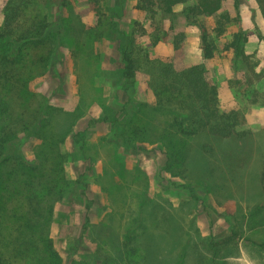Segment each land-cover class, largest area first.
<instances>
[{"label": "rangeland", "instance_id": "rangeland-1", "mask_svg": "<svg viewBox=\"0 0 264 264\" xmlns=\"http://www.w3.org/2000/svg\"><path fill=\"white\" fill-rule=\"evenodd\" d=\"M7 1L0 0V25ZM93 1L46 8L63 34L45 69L31 79L30 95L35 105L46 99L73 115L61 144L69 185L61 197L43 201L35 258L14 264H264V15L257 0H224L220 12L237 22L217 42L213 59L203 57L198 28L182 15L156 30L136 0H97L99 14ZM110 17L137 38L142 67L128 88L117 84L123 63L106 36ZM201 20L214 28L213 18ZM240 30L247 57L235 63L223 46ZM155 38L161 40L154 44ZM156 59L178 69L202 64L218 88L220 110L244 114L239 129L245 138L176 130L169 138L164 127L172 118L154 110L157 99L144 71ZM127 138L132 144L122 143ZM40 143L37 137L24 142L28 161L36 160ZM9 201L26 211L25 194ZM3 206L4 246L12 249L15 239V251L7 253L20 255L19 221Z\"/></svg>", "mask_w": 264, "mask_h": 264}, {"label": "trees", "instance_id": "trees-1", "mask_svg": "<svg viewBox=\"0 0 264 264\" xmlns=\"http://www.w3.org/2000/svg\"><path fill=\"white\" fill-rule=\"evenodd\" d=\"M66 1L8 0L4 8L0 25V264L35 258L39 250L35 235L43 227L40 220L44 214L43 201L49 195L61 197L69 185L64 174L66 158L61 144L72 130L73 115L51 106L46 99L33 104L29 87L35 72L45 69L63 34V26L50 21L46 8ZM191 1L193 5L185 6L182 12L175 11L177 6ZM257 2L264 15V0ZM223 3L224 0H136L135 8L148 14L156 30L162 28L164 20L173 21L184 16L199 30L203 57L213 59L218 51L217 42L226 36L229 26L237 22L229 14L220 12ZM92 7L99 14V1H93ZM115 16L123 18V14ZM201 18H213L214 28L210 30ZM109 21L111 26L106 36L117 43L123 63L118 71L117 84L128 88L134 84L136 73L142 67L137 38L119 29L114 17H110ZM162 36L165 39L167 35ZM160 40L155 38L154 44ZM247 40L240 30L224 43L223 50L233 54L235 63L239 59L245 60L244 45ZM40 50L46 52L41 54ZM144 71L157 99V109L154 110L172 118L171 124L164 127L169 138L177 134L176 131L185 136L210 134L224 139H243L247 135L245 130L239 129L245 121L244 114L237 110H220L218 88L207 78L202 64L178 69L173 62L156 59L148 60ZM21 100L24 106H20ZM32 107L35 110L28 111ZM116 123L117 120L113 122L115 127ZM30 137L41 141L36 160L32 161H28L21 150ZM118 137L125 138L123 134ZM122 143L132 144V141L127 138ZM169 159L170 163H174L176 158L171 156ZM262 185L264 188V171ZM24 194L28 204L25 205L26 211H21L22 205L19 204L12 208L9 200ZM3 203L9 215L19 221L16 232L24 241L21 247L17 246L20 255L7 253V250L15 251V239L12 249L4 246L3 232L7 225L4 223ZM26 231L31 234L29 238ZM10 241L8 239L7 243Z\"/></svg>", "mask_w": 264, "mask_h": 264}]
</instances>
